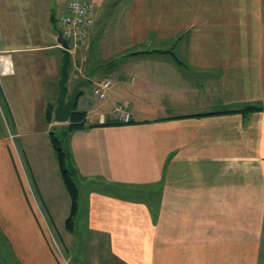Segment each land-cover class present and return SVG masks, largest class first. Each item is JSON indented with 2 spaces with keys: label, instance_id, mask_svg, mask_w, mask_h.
Listing matches in <instances>:
<instances>
[{
  "label": "crops",
  "instance_id": "0c3cea01",
  "mask_svg": "<svg viewBox=\"0 0 264 264\" xmlns=\"http://www.w3.org/2000/svg\"><path fill=\"white\" fill-rule=\"evenodd\" d=\"M68 1L0 0V94L16 130L0 135V232L20 264H63L52 240L69 234L55 205L67 215L71 199L41 138L59 126L46 120L64 55L53 6ZM90 1L89 45L69 65L87 82V127L66 142L81 188L112 192L88 189L73 236L84 246L85 225L120 264H264V0ZM105 79L107 97L87 102ZM249 105L260 110L245 117Z\"/></svg>",
  "mask_w": 264,
  "mask_h": 264
},
{
  "label": "rangeland",
  "instance_id": "374dc122",
  "mask_svg": "<svg viewBox=\"0 0 264 264\" xmlns=\"http://www.w3.org/2000/svg\"><path fill=\"white\" fill-rule=\"evenodd\" d=\"M62 3H63L62 4V6H63L64 2H62ZM58 4H60V3H58ZM61 8H59L57 6V3H55L54 6H53V10H54L56 16H58V17L65 13ZM59 26L60 25L56 26V28L60 30ZM76 79H77V76L72 71V76H71V79H70V81L68 83L69 89L72 88V86L74 85ZM94 91H95V86L91 85L89 87V90L87 91L88 92V96L87 97L89 98V100L87 102H90V103L94 104V103L100 101V99L97 96H95ZM60 126L61 125H59L57 127H60ZM52 131L58 134V129L57 128L52 129ZM3 134L8 135V136L11 137L12 135L16 134V130H15L13 124H12V121H11V117H10V114H9V108L4 104V100H3V98H2V96L0 94V135H3ZM41 138L44 139V140H48L49 135H46V136L42 135ZM21 139H23V138H21ZM13 142L17 146H19V147L21 146L19 139H13ZM29 148H30L29 154L31 155L35 147H33V148L29 147ZM17 152L19 154H21V160H22V163H24V165H25L27 176H28V180H29L30 185H31V175H30V172L28 170V167L26 166L27 165L26 156H25L23 151L17 150ZM43 155H44L43 149L39 150V157H40L41 160H44V159L41 158V156H43ZM56 160L57 159H55V161ZM45 161H50V159H48V157H47L45 159ZM85 180H89V179H85ZM94 181L95 182H100L96 177L94 178ZM80 182H82V180H80ZM80 185H81V183H80ZM33 188H34V191H35V188H36L35 185H34ZM80 188H81V186H80ZM89 188L90 189L91 188L92 189H96V190H98L100 192H106V193L112 192V189L109 186H106V185H104L102 183H89L87 188H81V195H80L79 203H80L82 209L84 207L85 201H87V195H88V192H89V190H88ZM108 188H109L110 191H108ZM64 191H67V190H64ZM125 193L126 192H124V193L120 192L119 194L125 195ZM115 194H116V192H115ZM67 196H68V199H70L68 194H67ZM36 198H37V195H36ZM62 202L65 203L63 200H57L56 204L60 205V203H62ZM66 202H68V201H66ZM59 205H55L56 220L59 222V226H61L64 229L65 221L69 217L70 212H71V202H68V206H70V208H69V211H68L67 215H63L62 214V209L59 208ZM41 210H42V213L44 215V220L46 221V223L49 224V226H51L50 225V219L48 218L46 210H45V208L43 206H41ZM83 218H84V216H83V214L81 212L79 214L78 219H77V223L79 225V228L81 227V219H83ZM64 232L67 233L65 230H64ZM82 232H83L82 236H83V242H84L83 244H84V246L81 247L82 248V253H81V257H80V263L81 264H120L117 259H114L112 256H110V252H109V249L107 248V246L101 247L100 249H98L95 246H93V242H94V241H92L93 238L90 237L89 234L86 233L85 225L82 227ZM66 235H68V237H67L66 241H64V242H66L65 245L68 247L69 251L64 249L65 248L64 242L61 241V243H58L57 239H56V242H54L52 240V244H53L54 251L56 253V257L63 264H77L76 261H75V255H76L75 250H76V244H78V238H77V236L75 237V236H73V235L71 236L69 234H66ZM0 239H2V238L0 237ZM91 242H92V245H91ZM98 244H99V242H98ZM12 253L13 254H11V256H9V262H11V264H20V263L17 262V260H16V258L14 256L13 250H12Z\"/></svg>",
  "mask_w": 264,
  "mask_h": 264
},
{
  "label": "trees",
  "instance_id": "16d2710c",
  "mask_svg": "<svg viewBox=\"0 0 264 264\" xmlns=\"http://www.w3.org/2000/svg\"><path fill=\"white\" fill-rule=\"evenodd\" d=\"M171 54L174 55L173 52H171ZM54 108H55L54 104H49L46 111V120L49 124L53 123ZM259 110H260L259 108L249 105L246 108L242 109L240 112L243 113L244 116L246 117L248 114L254 113ZM86 118H87V113L79 110L78 104L76 103V106L73 109V113L70 117L68 124L62 125L60 126V128L56 127L58 129V134L53 131L49 133L51 145L57 157L59 172L63 184L71 199V212L69 217L65 221V230L72 235H78L80 233L77 219L80 214L79 200L81 195V188H80L78 172L73 164L72 154L68 148L66 141L74 132L83 130L87 127ZM0 237L2 238L0 239V262L1 264H11V262H9V256L13 254L11 245L5 236H2L0 234ZM80 240L81 239H78L79 246L75 258L77 264H81L80 252L82 251L81 247L83 245H81L82 241Z\"/></svg>",
  "mask_w": 264,
  "mask_h": 264
},
{
  "label": "built area",
  "instance_id": "2783aa9c",
  "mask_svg": "<svg viewBox=\"0 0 264 264\" xmlns=\"http://www.w3.org/2000/svg\"><path fill=\"white\" fill-rule=\"evenodd\" d=\"M97 15V8L90 0H69L66 11L58 18L61 26V34L68 42L71 56H75L79 49L87 47L90 40V28ZM71 47V48H70ZM86 61V57L80 59V63ZM0 63L5 64L3 56H0ZM10 72V70H9ZM112 87V81L105 79L95 87V95L100 99H105ZM115 119L122 123H130V115L120 109L115 111Z\"/></svg>",
  "mask_w": 264,
  "mask_h": 264
},
{
  "label": "water",
  "instance_id": "95a60500",
  "mask_svg": "<svg viewBox=\"0 0 264 264\" xmlns=\"http://www.w3.org/2000/svg\"><path fill=\"white\" fill-rule=\"evenodd\" d=\"M58 42L63 49V64L61 67V77L58 81V96L56 98V106L53 112V121L56 124H67L73 113V109L83 92V88L87 82L76 83L69 89L68 83L70 81L69 65H70V52L67 41L63 38L62 34H58ZM93 62L89 61V67L86 71L88 78H92Z\"/></svg>",
  "mask_w": 264,
  "mask_h": 264
},
{
  "label": "flooded vegetation",
  "instance_id": "af4514ba",
  "mask_svg": "<svg viewBox=\"0 0 264 264\" xmlns=\"http://www.w3.org/2000/svg\"><path fill=\"white\" fill-rule=\"evenodd\" d=\"M78 83V82H77ZM76 84V83H75Z\"/></svg>",
  "mask_w": 264,
  "mask_h": 264
}]
</instances>
